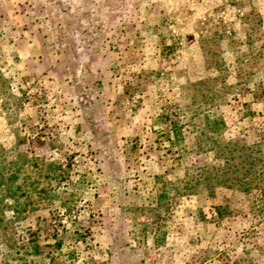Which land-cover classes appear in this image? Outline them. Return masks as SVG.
Instances as JSON below:
<instances>
[{
	"label": "rangeland",
	"instance_id": "obj_1",
	"mask_svg": "<svg viewBox=\"0 0 264 264\" xmlns=\"http://www.w3.org/2000/svg\"><path fill=\"white\" fill-rule=\"evenodd\" d=\"M9 2L0 264H264V0Z\"/></svg>",
	"mask_w": 264,
	"mask_h": 264
},
{
	"label": "trees",
	"instance_id": "obj_2",
	"mask_svg": "<svg viewBox=\"0 0 264 264\" xmlns=\"http://www.w3.org/2000/svg\"><path fill=\"white\" fill-rule=\"evenodd\" d=\"M179 133H174L173 134V137H174V141H177L178 139H179ZM228 161V160H227ZM247 163H245V165H246ZM245 165H242V167L240 168V169H244L245 168ZM252 166V165H251ZM231 168H233V167H231L230 165H228L226 168H220V167H218V168H216L215 170L217 171V173H212V172H209L208 173V176L206 177V180H213V179H216V180H218L219 179V177L218 176H225V177H228L229 178V176H230V174L228 173L230 170H231ZM252 168V167H251ZM234 169V168H233ZM240 169H238V168H236V169H234V171H240ZM245 170V169H244ZM250 171V170H249ZM226 180H228V179H226ZM223 181H225V180H223ZM223 181H221V182H223ZM1 183H3V181H0V184ZM4 184V183H3Z\"/></svg>",
	"mask_w": 264,
	"mask_h": 264
},
{
	"label": "crops",
	"instance_id": "obj_3",
	"mask_svg": "<svg viewBox=\"0 0 264 264\" xmlns=\"http://www.w3.org/2000/svg\"><path fill=\"white\" fill-rule=\"evenodd\" d=\"M73 0H67V8H72V3ZM10 4L9 0H1L0 6L4 5V4ZM103 56H101L102 58Z\"/></svg>",
	"mask_w": 264,
	"mask_h": 264
}]
</instances>
